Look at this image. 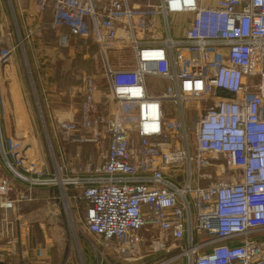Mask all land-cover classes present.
<instances>
[{
    "label": "built area",
    "instance_id": "1",
    "mask_svg": "<svg viewBox=\"0 0 264 264\" xmlns=\"http://www.w3.org/2000/svg\"><path fill=\"white\" fill-rule=\"evenodd\" d=\"M35 2L40 11L54 2L53 26L98 47L104 104L89 132L71 110L59 117L74 150L50 141L52 165L36 153L33 173L10 162L21 142L8 151L0 128L15 173L0 175V207L20 201L9 197L17 180L31 195L57 188L69 220L84 212L96 264L163 252L153 264H264V241L252 237L264 230V0ZM4 34L0 23V48ZM112 50H129L133 62H112ZM11 56L0 50V61ZM150 79L165 88L151 91ZM228 170L237 176L212 180Z\"/></svg>",
    "mask_w": 264,
    "mask_h": 264
},
{
    "label": "crops",
    "instance_id": "2",
    "mask_svg": "<svg viewBox=\"0 0 264 264\" xmlns=\"http://www.w3.org/2000/svg\"><path fill=\"white\" fill-rule=\"evenodd\" d=\"M23 8V27L34 24L36 28L35 35L31 37L26 30L28 28L25 29L22 37L25 39L24 46H20L30 64V86L23 79V75H20L23 79L20 84L22 101L18 100L10 65H7L3 77L5 82L0 83V99L4 103L0 105L3 123L6 118L8 123L13 120L15 104H19L21 109L26 107L29 117H32V103H38L42 117L46 113L52 125L55 138L58 133L64 134L66 130L62 125L58 127V124H53L59 117L69 116V110L75 116L81 114L79 124L84 130H93L99 119L90 113L97 109L104 94L93 83L91 86L84 84L87 79L84 74L89 73L85 60L98 47L89 39L72 38L68 28H55L54 11L50 7L40 11L35 0H30ZM19 72L21 74L20 70ZM57 128L59 131H56ZM22 133L23 131L13 127L9 138L4 141V146L6 144L9 148L20 143L17 138ZM38 146L35 154L42 152V156L51 166L49 149L47 151L41 144ZM13 163L25 173H33L39 169L38 165H23L16 158ZM6 166L0 150V175H9ZM56 189L46 186L35 188L31 195L28 194L29 186L26 183L15 181L9 197L18 198L20 201L11 209L0 207V264H74L75 256L85 264H96L94 248L90 243L82 241L78 253H73L70 249L69 229L64 225V216L67 224L70 220L62 201L59 200L60 192ZM30 196L31 199L26 200ZM23 198L25 199L22 200ZM252 237L263 242L264 230L254 232ZM109 260L111 263L123 264L114 258Z\"/></svg>",
    "mask_w": 264,
    "mask_h": 264
},
{
    "label": "rangeland",
    "instance_id": "3",
    "mask_svg": "<svg viewBox=\"0 0 264 264\" xmlns=\"http://www.w3.org/2000/svg\"><path fill=\"white\" fill-rule=\"evenodd\" d=\"M27 5L28 3L25 5L24 4L22 5L19 2V0H0V23L3 24V28L5 29V34L3 37L2 44H1L2 47L0 48V50L2 48L6 50L10 49L12 53V56L8 59L10 60V62L8 60L0 61V82L2 81L5 82L3 79L5 68L7 67L8 64L11 65L10 66L11 77L15 82L14 85H15V91L17 92L18 100H20L22 97L20 94L21 92L20 84L22 83L23 79L26 80L27 84L30 86V73L28 70L30 69L29 67L30 64H28V62L26 61L27 59L25 57V54H23L21 47L18 46L17 43H19L20 37L21 38L23 37V33L26 28H28L26 30H27V33L30 35V37L31 35L34 36L36 33V30H35L36 28L34 24H27L26 27H23L24 26V24L22 23V20H23L22 14L24 10L23 7ZM54 5H55L54 2H52L50 3L49 6L51 9H53ZM108 55H109V59L112 62L114 61L113 59L115 58H119L120 61L124 60V64L126 65H129L133 62V59H132L133 56L129 50H124L120 52L112 50V51H109ZM85 61H87L86 67L88 68L89 73L86 72V74H84L87 77L84 84L91 86L93 83L97 87V90H101L103 93V91H105V78L103 77V69H102L103 60H101L99 50L98 49L95 50L94 53H92L91 51L89 53L87 60ZM19 70L21 71V74ZM20 75H23V79H21ZM148 83H149L150 90L153 92H159L160 90L165 88L164 83H161L156 79H150ZM103 100L104 99H101L100 102L102 101L104 104ZM20 101H22V99ZM100 104L101 103L98 104L97 109L101 108ZM0 105H4V103L1 102V99H0ZM82 106L83 104L80 105L79 108H81ZM32 107H33L34 113H32L33 115V116L31 115L32 117H29V112L27 111L26 107L25 108L22 107L21 109L19 107V104H15V109H14V114H13L14 118L13 120H10L9 123L6 120L7 118L5 119V123H3L4 119H2V115L0 113L1 115L0 128L2 130L4 141L5 139L9 138L10 136L9 133L10 131L11 132L13 131V127L16 128L18 131H23L21 136L17 138L19 142H21V144L18 146L16 150H14L13 152H10L8 155L10 162L14 160L12 156L16 157L18 150L26 146H29L27 148H30L31 154H32V160L30 164L32 167H35L37 165L39 167V163H37L38 157L35 154V149L39 147L38 146L39 144H41V146L46 148L47 151L49 149L50 141L52 142V145L57 146L56 141L59 140L60 144L67 145V149L69 150H74V147L71 143H68L65 140H62L63 135H65L63 133L59 135V133L57 134L56 132L57 137L55 138V133H54V130L52 129V125L51 123H49L46 113L44 114V118L42 117V113L38 109V103H32ZM188 107L191 108V113L189 114V125L194 126V122L196 121V118H197L194 104H190L188 105ZM80 116H81L80 113H78V115L75 116V119H74L75 124L80 123V120H79ZM126 120L129 121V119H126ZM90 122L91 121H88V123ZM54 125L57 126V122H54L53 126ZM56 131H59L58 128L56 129ZM5 147L9 151L12 146H9L8 148V146H6L5 144ZM0 150H1V147H0ZM83 153L86 156V154L88 153V149ZM7 172L12 177L15 175V173L8 167H7ZM236 176L237 174H235L233 171L228 170L225 174H221L219 176L215 175L214 179L212 180L213 181H216V180L229 181L230 179L235 178ZM208 183H209L208 181H205L202 184H208ZM35 188H41V186H35L33 189ZM71 204L74 206L73 200H71ZM72 212H73L72 214L73 217L70 219V223L68 222L67 224L65 216H64L63 221H64V225H66L67 229H69L68 241H69L70 249L72 250L73 253H78L79 244L82 241L89 244V242L93 239V237H91V234L87 231V229L83 225L84 212L79 209L78 210L73 209ZM163 256H167L166 253L164 252L160 254L156 253L153 256L148 257L146 260L136 261L130 264H153L154 262L159 261V259H161ZM79 261H80L79 258L75 256L74 264H81V262Z\"/></svg>",
    "mask_w": 264,
    "mask_h": 264
},
{
    "label": "bare ground",
    "instance_id": "4",
    "mask_svg": "<svg viewBox=\"0 0 264 264\" xmlns=\"http://www.w3.org/2000/svg\"><path fill=\"white\" fill-rule=\"evenodd\" d=\"M29 146H26L20 150H18L16 159H18L19 163H23V165H27L32 160V154L30 148H27Z\"/></svg>",
    "mask_w": 264,
    "mask_h": 264
},
{
    "label": "trees",
    "instance_id": "5",
    "mask_svg": "<svg viewBox=\"0 0 264 264\" xmlns=\"http://www.w3.org/2000/svg\"><path fill=\"white\" fill-rule=\"evenodd\" d=\"M87 149H88V151H89V147H88V146L85 147V151H86ZM88 154H89V153H87L86 156H87Z\"/></svg>",
    "mask_w": 264,
    "mask_h": 264
}]
</instances>
